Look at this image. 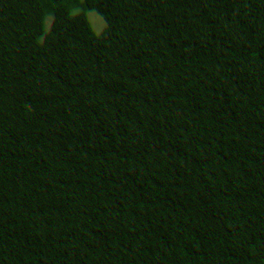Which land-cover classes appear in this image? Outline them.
I'll return each instance as SVG.
<instances>
[{"label": "trees", "instance_id": "obj_1", "mask_svg": "<svg viewBox=\"0 0 264 264\" xmlns=\"http://www.w3.org/2000/svg\"><path fill=\"white\" fill-rule=\"evenodd\" d=\"M231 9L232 0H0V264H242L264 250V217L245 229L236 206L217 213L203 195L206 153L239 152L227 140L236 121L264 111V0L244 30ZM202 64L218 73L212 93L196 83ZM149 71L164 74L176 106L141 129L118 95ZM70 118L88 140L96 125L110 135L100 148L84 141L97 170L122 150L143 161L149 186L118 252L102 235L120 211L81 205L89 181L47 170L54 151L67 154L59 141ZM34 132H51L52 149H24ZM169 221L185 223L201 253L179 255L160 232Z\"/></svg>", "mask_w": 264, "mask_h": 264}, {"label": "clouds", "instance_id": "obj_2", "mask_svg": "<svg viewBox=\"0 0 264 264\" xmlns=\"http://www.w3.org/2000/svg\"><path fill=\"white\" fill-rule=\"evenodd\" d=\"M261 11V0H232L231 16L239 17L235 28L244 30L247 24L260 17ZM215 69L201 65L196 74L200 91L212 93L217 89L219 77ZM118 101L125 121L141 129L147 122L163 121L175 113L176 99L171 85L163 73L154 71L126 83L118 95ZM61 127L64 134L59 143L67 148V154L54 151L47 161V170L59 176H76L89 181L83 190L81 205H98L120 211L119 222L108 225V231L102 235L104 242L113 244L111 251L118 252L120 244L116 242L117 237L133 233L129 221L133 219L134 203L143 197L149 186L143 161L132 151L122 150L119 158L106 160L97 170L100 157L88 155L84 141L100 148L107 146L110 135L96 125L94 138L88 140L86 126L77 118H70ZM227 140L237 146L239 152L225 147L222 153L216 150L206 153L203 167H207L211 174L204 178L207 190L203 195L217 213H224L230 206H236L244 228L255 229L260 218L264 217V168L249 163L245 156L264 164V111L241 114ZM53 144L54 135L51 132L43 135L34 132L22 147L43 155L52 149ZM160 232L171 240L179 255L195 256L201 253L202 241L191 238L185 223L169 221ZM242 264H264V250L245 257Z\"/></svg>", "mask_w": 264, "mask_h": 264}]
</instances>
